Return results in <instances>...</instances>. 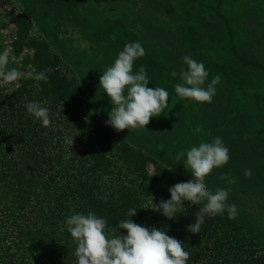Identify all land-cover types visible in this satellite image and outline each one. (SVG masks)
I'll list each match as a JSON object with an SVG mask.
<instances>
[{
	"label": "trees",
	"instance_id": "trees-1",
	"mask_svg": "<svg viewBox=\"0 0 264 264\" xmlns=\"http://www.w3.org/2000/svg\"><path fill=\"white\" fill-rule=\"evenodd\" d=\"M22 2L41 21L48 41L29 39L31 22L20 17L12 48L20 54L30 45L33 55L24 62L32 73L44 71L47 80L27 76L0 90V264H76L65 217L91 210L107 218L108 235H118L129 207L137 208L135 223L165 228L183 242L187 264H264V0ZM136 40L145 54L134 61L133 71L144 65L146 87L169 92L167 107L150 120L159 123L171 147L178 153L217 136L228 147V162L205 178L213 189H231L236 218L205 217L200 232L191 233L186 226L199 205L185 201L175 220L161 212L154 216L147 195L161 189L157 204L169 198V187L186 181L156 161L162 159L116 140L110 127L92 116L84 121L73 107L79 91L55 69L49 45L87 64L86 75L101 90L102 70L125 43ZM184 55L204 63L205 85L221 76L211 103L175 93L180 80L171 72L186 68ZM30 101L49 109V126L26 111ZM182 162L175 167L188 172ZM226 174L234 183H225ZM241 219L255 231L246 230Z\"/></svg>",
	"mask_w": 264,
	"mask_h": 264
},
{
	"label": "clouds",
	"instance_id": "clouds-1",
	"mask_svg": "<svg viewBox=\"0 0 264 264\" xmlns=\"http://www.w3.org/2000/svg\"><path fill=\"white\" fill-rule=\"evenodd\" d=\"M145 49L141 41L125 43L112 64L102 70L99 76V87L106 94L111 109L107 112L105 124L116 131L123 129H145L151 117L161 115L167 107L169 92L164 87H146L149 78L144 65L133 71L134 61L144 56ZM9 55L0 51V78L6 82L17 79L15 68H8ZM186 68L179 73L171 72L172 77L179 76L180 82L175 83V93L196 102L211 103L216 94V85L221 76L216 74L205 85L209 72L202 61L189 55L182 57ZM36 81L47 80L44 71L27 74ZM26 111L47 127L51 124L49 109L40 102L30 101ZM146 130V129H145ZM72 143V138L70 145ZM229 149L220 137L210 141H202L190 146L186 151L178 152L174 159L181 161L191 178L186 182H178L169 187V198L153 203L154 208L170 220H175L181 209L199 205L195 211L194 222L186 227L191 233H199L205 217H213L227 213L229 219L238 215V208L229 202L231 189L217 187L211 190L205 183V177L214 168L223 167L229 160ZM244 176L250 177L252 171L245 168ZM225 183H234L227 174ZM148 209V208H145ZM137 208L129 207L125 219L118 222L121 231L118 235H108L107 218L98 216L89 210L87 213H73L65 217L64 225L75 242L74 254L76 264H187L189 252L183 242L166 234L165 228H155L135 223L131 217Z\"/></svg>",
	"mask_w": 264,
	"mask_h": 264
},
{
	"label": "rangeland",
	"instance_id": "rangeland-1",
	"mask_svg": "<svg viewBox=\"0 0 264 264\" xmlns=\"http://www.w3.org/2000/svg\"><path fill=\"white\" fill-rule=\"evenodd\" d=\"M20 17H24L31 22V27L28 30L29 39L48 41L47 32L41 21L32 15L25 7L22 0H0V51H7L10 58L8 68H15L18 72L17 79L14 81L6 82L0 78V90H9L13 88L15 81L26 78L28 76L27 74L33 71V68L24 62L33 55V49L30 45L24 46L20 54H15L12 48V44L16 41L18 33L16 20ZM49 51L57 57L54 64L57 72L70 80L73 86L79 91L77 100L73 102V107L76 108L80 118L86 121L87 117L90 115L106 125L105 120L107 119V112L111 109V103L106 94H102L103 90H98L86 75L87 71H85V69H89L87 64L85 65L76 59V61L72 60V56L69 54L63 57L52 44L49 45ZM158 126L159 123H155L149 119L148 124L145 125L146 130L138 128L130 131H128V129L116 131L112 127H109L114 133L116 140L127 142L135 149H139L147 154L150 153L162 159L167 165L163 164V161L161 162L157 159L156 161L161 166L175 172L185 181L189 180L191 178L190 173L175 167L177 164L174 157L177 150L171 147L173 143H168L167 137L165 136L166 134L160 133ZM75 137V135H72L70 138ZM153 144L156 145L159 151L154 148ZM149 171L151 172L150 168ZM175 181H178V179L176 178ZM205 183L209 189L214 190L206 178ZM160 190L161 189H157L147 195L145 200L151 208H154L152 197L154 203L155 198L161 193ZM150 211L153 212L154 216H157L160 212L158 209H151ZM240 222L244 223L246 230H254L249 223H245L242 219Z\"/></svg>",
	"mask_w": 264,
	"mask_h": 264
}]
</instances>
